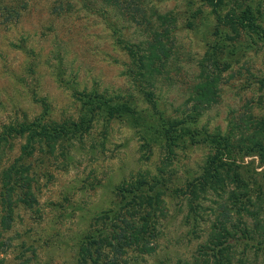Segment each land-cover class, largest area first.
Segmentation results:
<instances>
[{"label":"rangeland","instance_id":"1","mask_svg":"<svg viewBox=\"0 0 264 264\" xmlns=\"http://www.w3.org/2000/svg\"><path fill=\"white\" fill-rule=\"evenodd\" d=\"M247 8L264 29V0H226L218 12ZM217 16L204 0H0V135L10 130L0 143V264H99L97 255L84 263L83 248L95 252L90 237L118 230L125 213L155 228L151 245L116 253L106 244L103 264H264V144L250 141L264 119V40L244 30L231 39ZM153 54L162 57L143 76L137 58ZM205 77L217 80L215 103L197 114ZM94 95L134 114L97 110L88 129L50 145L17 133L72 130L93 116L84 102ZM169 118H191L196 139H181L167 163L160 132ZM215 135L231 137L232 157L223 156L236 167L191 209L183 192L217 155ZM157 181H166L160 212L147 203Z\"/></svg>","mask_w":264,"mask_h":264},{"label":"trees","instance_id":"2","mask_svg":"<svg viewBox=\"0 0 264 264\" xmlns=\"http://www.w3.org/2000/svg\"><path fill=\"white\" fill-rule=\"evenodd\" d=\"M206 4L212 8V10L215 12V14H218L217 21L219 25L228 27L233 33H235V36L231 37V39H235L237 36L240 35L241 31H248L253 34H260L262 36V39L264 40V29L257 23V18L255 15V12L251 8H247L246 10L238 13L235 9H231L226 14L221 15L219 14L218 10L225 4L226 0H204ZM132 57H135V53L131 50L130 52ZM146 55V54H145ZM142 56L137 58L138 68L140 73H142L143 76H147V72L149 70V73L154 71L155 68L154 65L156 64V61L159 60L162 56H157L155 54L151 56ZM157 59V60H156ZM143 71V72H141ZM217 82L216 79L214 81H208V78L205 77V81L201 83L198 87L199 94L198 96L193 100L194 101V108L193 110L197 112V114H200L201 110L209 108L213 103H215V94L216 91H214V85ZM214 87V88H213ZM93 96V95H92ZM89 98L88 101L84 102V106H87V112L89 114H92L91 118L89 120L85 121V117H82L80 122H72L71 125L73 127L72 130H68L66 126L60 125L56 126L54 131H49L46 128H42V131L38 130L35 124L30 125H23L19 128V132L24 135L26 131L29 132V140L28 143L32 145L34 143V137L35 135H40L44 137L49 143L56 141L60 136H65L68 132L72 131L74 132H80L83 130L88 129L90 126L85 127V124L87 122H91L94 118L95 112L97 110H102L104 113H106L110 118H114L121 115H133L134 110L128 106L127 104H119V105H113L111 104V99L98 97L94 95L93 99L91 96H86ZM98 97V99H97ZM88 116V114H86ZM193 119H196L197 117H193ZM191 120V118H190ZM189 119H178V118H169L162 120L161 125V132L160 135L163 139V147L166 150L167 163H170L171 158L175 154V148L179 147L180 140L184 137H189L193 141L196 139V134L194 131L190 128H187L185 125L190 122ZM255 136L250 138L251 143L254 144L255 147L263 148L264 144V119H261L259 122L255 123ZM13 130V129H11ZM10 137V130L6 133H3V135H0V143L3 142V140H7V138ZM244 137V136H242ZM249 139V138H248ZM213 142H216L219 146L217 148V155L212 156L208 163H207V169L205 170L204 174L202 176H198L194 180H191L185 191L183 192L185 196L188 197L189 206L191 209L195 208V202L202 199V195L205 194L207 191L208 186L211 189L216 190L215 183L222 184L225 180L222 178L224 174H227L228 177L230 175V172L234 171V167H236V163L234 161H231V158H227L223 156L225 153H227L230 157H232L231 153V137L225 136L221 137L220 135H215L212 137ZM241 143V141H240ZM242 144H245V142H242ZM26 149V147H25ZM224 153V154H223ZM231 153V154H230ZM168 166V165H167ZM13 168L8 169L4 172V181H3V188L5 189L4 192V205L6 207V215L2 219V225L4 229H9L11 227V223L13 222V200H12V191L13 187L12 184V173ZM25 178V176H23ZM235 180L237 177L234 178ZM166 181L157 183L161 184L162 188H159L157 192L155 191V185L151 186L147 195V203L148 206L151 207V209H154L155 212L159 211L160 207V197L162 196L160 192H163V187L165 186ZM147 185V181L143 180L140 182L139 186ZM180 191V190H179ZM29 195V196H28ZM25 196H27V199L31 198L30 193H25ZM29 197V198H28ZM29 201V200H27ZM135 215V214H134ZM122 220H120V223L122 226H117L118 230H108L104 237L102 238H96V236L90 237V243L94 244L97 243L99 245V248L93 252L91 245L85 246L88 248H83V255L82 260L84 263H87L88 257H93V255H97L93 262L103 264L104 262L101 261L102 255L104 256V247L111 246L113 250L118 253L122 252L127 247H130L132 245L136 246H147L150 247L151 244L149 239L152 238L153 233H155V228L150 227L151 224L147 220L144 219L143 222H139V220L132 219V215L128 214H121ZM119 221V220H118ZM138 221V222H137ZM142 221V220H141ZM218 234V233H217ZM219 235H216L215 233V239L214 241L218 242ZM115 241V242H113ZM94 242V243H93ZM89 243V244H90ZM222 250H219V253ZM117 261V258L112 257V262L115 263Z\"/></svg>","mask_w":264,"mask_h":264}]
</instances>
